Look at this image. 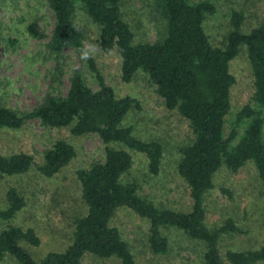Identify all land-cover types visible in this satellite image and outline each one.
<instances>
[{"label": "trees", "instance_id": "1", "mask_svg": "<svg viewBox=\"0 0 264 264\" xmlns=\"http://www.w3.org/2000/svg\"><path fill=\"white\" fill-rule=\"evenodd\" d=\"M55 16V27L48 44L50 53L60 60L67 49L80 57L87 37L83 21L99 30L97 44L104 55L114 52L121 59L123 83H132L138 76L155 89L163 108L177 112L189 122L193 141L181 151L177 175L184 183L190 204L187 211H175L157 206L140 195L137 183H124V176L133 166L131 152L148 159L149 172L159 175L164 157L160 141H142L130 127H124L127 115L140 106L131 98H119L99 70L95 55L82 61L73 73L66 97L47 95L31 111L0 106V131H20L31 121L39 120L44 129L68 130L72 137L97 135L105 145V158L75 171L81 188V201L86 214L73 221L71 244L62 252H51L35 261L27 246L39 247L40 238L33 228L8 226L0 233V264L11 259L13 264H84L85 255L100 260L117 259L121 264H136L130 244L121 231L112 226L120 208L131 210L149 222L148 246L154 255H166L170 242L163 230L173 227L191 240L203 243V264H258L264 262V243L246 252L219 249L223 235L241 232L234 219L219 228L206 226V194L213 190L214 175L222 166L232 173L252 162L257 178L264 187V21L249 32L242 29L243 12H232L231 30L221 46H215L206 31L209 15L215 14L217 0H149L155 3L163 22V32L155 43L137 41L133 26L124 14L125 0H44ZM263 2L264 0H244ZM25 19V17H23ZM140 25V24H139ZM85 26V25H84ZM159 27V26H158ZM31 37L41 39L37 20L27 25ZM8 37V36H7ZM0 28V44L12 42ZM246 47L252 67L254 107L246 106L238 114L237 123L247 121L241 141L233 146L236 130L224 136V125L231 109V90L235 80L231 62ZM59 68V67H58ZM63 71L53 74L54 82L62 83ZM92 76L99 89L88 83ZM30 153L5 154L0 149V178L20 177L34 167L41 177L52 179L65 173L78 159V151L66 140H59L36 160ZM37 172V173H38ZM222 194L231 197L222 189ZM7 209L0 219L12 220L25 207L26 198L12 187L6 194ZM33 219L41 221L33 212ZM40 216V217H38Z\"/></svg>", "mask_w": 264, "mask_h": 264}, {"label": "rangeland", "instance_id": "2", "mask_svg": "<svg viewBox=\"0 0 264 264\" xmlns=\"http://www.w3.org/2000/svg\"><path fill=\"white\" fill-rule=\"evenodd\" d=\"M125 1L123 11L133 26L137 41H158L163 32V22L157 5L149 0ZM200 1L192 0L194 3ZM215 6V14L209 15L205 23L206 31L215 46H221L231 30L232 12L244 13V32L251 31L264 21V1L217 0ZM31 20L38 21L43 38L30 36L27 25ZM55 23L54 13L44 0H0V28L4 37L12 39V42L3 41L0 44V106L26 112L40 105L50 93L53 96H67L73 73L81 69L82 60L73 49L65 50L60 60H56L50 53L48 44ZM82 24L87 37L85 44L94 43L98 46L99 30L85 21ZM95 58L106 83L115 90L116 95L119 98H131L140 106L127 115L123 126L132 128L134 135L142 141L157 140L164 146L159 175L149 172L148 159L144 155L131 152L133 166L124 176L123 182L137 183L140 195L159 207L175 211L189 210L187 189L177 175L180 151L193 141L189 122L177 112H169L163 108V101L144 76H138L132 83H123L120 74L121 59L116 52L104 55L97 47ZM230 65L235 84L231 90V109L224 125V136L228 137L235 129L236 138L232 145L236 146L247 129L246 120L237 123L238 114L246 106L254 107L255 104L252 100V67L246 47L241 48ZM57 69L63 71L60 85L53 80ZM87 79L89 86L97 91L98 84L93 81L91 74H88ZM61 139L74 145L78 151V159L65 173L47 179L41 177L34 167L28 174L20 177L0 178V212L8 207L6 194L12 187L21 191L27 203L14 219H0V233L8 226L33 228L40 238V245H29L26 248L38 262L51 252L64 251L71 244L73 221L86 214L75 171L103 161L105 145L97 135L76 138L68 130L44 129L39 120L31 121L20 131H0V149L3 153H30L36 156L37 161ZM213 182L214 189L206 194L207 228L215 230L226 220L234 219L236 226L241 229L238 234L220 237L219 249L222 255L225 257L228 252H246L260 248L264 243V187L257 178L254 164L248 162L237 173H232L224 165L214 175ZM222 189L229 191L231 197L224 196ZM34 211L42 217L40 222L33 219ZM112 226L118 228L124 240L130 244L136 264H203L202 255L206 248L204 244L191 240L178 229L170 227L163 230L170 242L169 252L166 255H154L147 242V220L129 209L120 208ZM3 263L13 264V261L7 259ZM83 263L121 264L117 259L105 261L88 254ZM225 264L229 263L225 260Z\"/></svg>", "mask_w": 264, "mask_h": 264}, {"label": "clouds", "instance_id": "3", "mask_svg": "<svg viewBox=\"0 0 264 264\" xmlns=\"http://www.w3.org/2000/svg\"><path fill=\"white\" fill-rule=\"evenodd\" d=\"M97 45L94 43H86L80 50V58L82 61H87L94 57L97 49Z\"/></svg>", "mask_w": 264, "mask_h": 264}]
</instances>
